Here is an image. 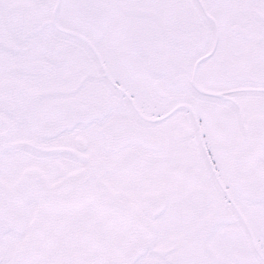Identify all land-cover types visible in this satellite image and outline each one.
I'll list each match as a JSON object with an SVG mask.
<instances>
[{
	"label": "snow or ice",
	"instance_id": "1",
	"mask_svg": "<svg viewBox=\"0 0 264 264\" xmlns=\"http://www.w3.org/2000/svg\"><path fill=\"white\" fill-rule=\"evenodd\" d=\"M0 264H264V0H0Z\"/></svg>",
	"mask_w": 264,
	"mask_h": 264
}]
</instances>
